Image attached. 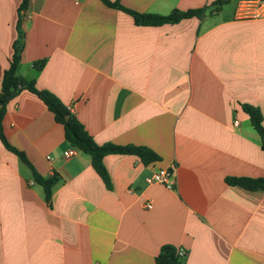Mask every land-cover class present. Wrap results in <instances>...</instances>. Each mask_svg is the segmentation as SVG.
Instances as JSON below:
<instances>
[{"label": "crops", "instance_id": "obj_1", "mask_svg": "<svg viewBox=\"0 0 264 264\" xmlns=\"http://www.w3.org/2000/svg\"><path fill=\"white\" fill-rule=\"evenodd\" d=\"M214 1L120 0L160 15ZM239 1L202 20L139 26L101 0H30L25 11L22 0H0V91L21 21L24 78L55 94L98 144L160 156L107 155L108 189L89 154L65 157L72 145L46 104L18 92L3 134L60 180L49 203L0 137V264H157L165 245L183 249L184 264H264V191L226 182L264 178L262 140L241 106L264 118V16L239 17ZM161 168L175 170L174 189L147 183Z\"/></svg>", "mask_w": 264, "mask_h": 264}, {"label": "trees", "instance_id": "obj_2", "mask_svg": "<svg viewBox=\"0 0 264 264\" xmlns=\"http://www.w3.org/2000/svg\"><path fill=\"white\" fill-rule=\"evenodd\" d=\"M105 5L118 8L130 14L134 22L139 26H160L163 24H176L182 20L198 18L202 20L207 15L220 11V9L232 0H216L210 6L201 8L180 10L174 9L167 15L141 13L124 7L120 0H101ZM30 0H22L21 11H25L29 6ZM18 23L19 37L14 45V54L10 61V67L5 71L0 91V137L5 147L15 153L31 169L34 180L44 189L46 200L50 203L52 199L53 187L59 182L60 177L53 175L50 177L42 176L32 165L26 154L13 147L5 138L2 131V122L6 113V105L21 90H28L37 95L55 115L58 123L64 126L66 140L78 150L91 156L92 166L102 178L108 189L111 188L109 172L104 164V158L109 154H129L138 156L144 164H150L160 160V156L152 149L137 145H116L112 143L98 144L94 137L88 133L85 126L75 115L64 105V103L52 92L40 90L36 87L34 80H27L20 74L21 53L23 49L24 33ZM45 60L39 61L34 66L41 70ZM243 110L249 115L250 121L261 137L264 148V124L263 115L258 107L250 104H242ZM226 182L233 186H240L249 191H264V178L251 177H227ZM185 256H181L178 248L172 245H165L161 248L156 257L157 264H184Z\"/></svg>", "mask_w": 264, "mask_h": 264}, {"label": "built area", "instance_id": "obj_3", "mask_svg": "<svg viewBox=\"0 0 264 264\" xmlns=\"http://www.w3.org/2000/svg\"><path fill=\"white\" fill-rule=\"evenodd\" d=\"M239 17H261L264 16V0H240L237 8ZM238 124V121H235ZM78 149L70 147L64 152L65 157L69 158L77 153ZM149 184H162L168 189H174L176 184L175 170L173 168H161L155 171L146 179ZM147 208H152V204H146ZM181 256L186 253L183 249L178 250Z\"/></svg>", "mask_w": 264, "mask_h": 264}]
</instances>
